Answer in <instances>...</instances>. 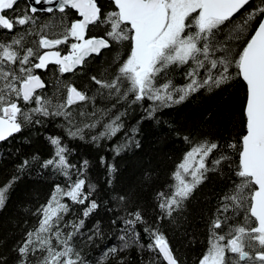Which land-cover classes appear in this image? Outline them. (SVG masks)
Instances as JSON below:
<instances>
[{"label":"snow or ice","instance_id":"obj_1","mask_svg":"<svg viewBox=\"0 0 264 264\" xmlns=\"http://www.w3.org/2000/svg\"><path fill=\"white\" fill-rule=\"evenodd\" d=\"M38 12L52 18L41 22ZM105 53V66L95 70ZM81 78L85 84L77 83ZM233 83L243 89L238 120L224 97L226 127L219 135L176 131L187 149L153 197V219L117 192L108 208L116 214L108 225L115 242H107L100 220L87 227L104 202L90 181V161L73 163L65 138L98 144L124 130L136 108L142 110L137 125L159 123L162 109L200 92L223 94ZM57 119L64 135L46 137L49 158L24 159L16 166L20 175L0 180L3 209L34 163L64 179L35 209L37 225L14 249L17 264H90L78 238L91 247L104 242L95 264H127L132 248L152 254L149 264H185L163 225L182 224L210 175L222 177L224 186L205 214V247L194 264H264V0H24L23 6L0 0V143ZM138 131L125 132L114 155L139 148ZM99 164L111 187L116 165L104 156ZM0 264H8L2 254Z\"/></svg>","mask_w":264,"mask_h":264},{"label":"trees","instance_id":"obj_2","mask_svg":"<svg viewBox=\"0 0 264 264\" xmlns=\"http://www.w3.org/2000/svg\"><path fill=\"white\" fill-rule=\"evenodd\" d=\"M20 4L23 6L24 0H20ZM37 16L41 22H47L52 18L45 12H38ZM108 58V54L105 53L93 66L94 69L101 71L105 66L104 61ZM175 77L178 84L184 82L179 71ZM77 83L85 84L86 80L81 78L77 80ZM224 97L230 101L229 111L236 110L234 118L238 120L243 89L237 83H233L223 94L200 92L182 104L162 109L157 116L159 123L154 120H143L137 125L142 110L136 108L125 118L124 130L116 137L101 140L98 144L90 142L88 138L84 141L65 138V143L73 149L69 157L73 163L83 159L90 161L88 171L90 181L97 185L99 189L97 198L104 202L97 213L86 221L87 227L90 228L97 220H100L105 231L109 232L110 238L107 242L109 244L115 242L108 225L110 220L116 218V214L109 212L108 208L114 207L111 197L117 192L128 193L137 202V206L147 210L146 219H153L156 214L153 197L156 191L170 181V173L187 149V145L176 135V131H179L181 135H219L220 131L226 127V122L221 118ZM61 123L62 121L57 119L44 127H29L9 141L0 143V180L12 174L20 175L16 173V166L24 159L38 156L42 161L49 158L52 147L46 137L63 136ZM134 126L139 128L134 139L139 142L140 147L130 145L119 156L114 155L113 146L124 143L125 132L131 134ZM227 126L230 127V125ZM224 135L227 136L228 133L225 132ZM101 156H104L109 163L115 164L117 168L111 187L106 183L108 179L106 168L99 164ZM221 181L222 177L210 175L188 202L182 224L176 227L163 225V230L167 232L177 256L185 264H194L196 258L204 251L205 214L216 203L215 193L224 186ZM54 183L63 184V177L54 173L52 169H42L38 163H34L22 174L9 201L3 209H0V254L7 259L8 264H17L14 249L18 241L22 239L23 233L37 225L35 209L49 198ZM68 218L71 219V217ZM142 240L145 244L148 242L143 234ZM75 244L83 249L90 264H95L104 247L103 241H97L98 247H91L79 238ZM125 256L127 264H149L152 259V254L138 253L136 248L130 249Z\"/></svg>","mask_w":264,"mask_h":264},{"label":"water","instance_id":"obj_3","mask_svg":"<svg viewBox=\"0 0 264 264\" xmlns=\"http://www.w3.org/2000/svg\"><path fill=\"white\" fill-rule=\"evenodd\" d=\"M38 7H40V6H38Z\"/></svg>","mask_w":264,"mask_h":264}]
</instances>
